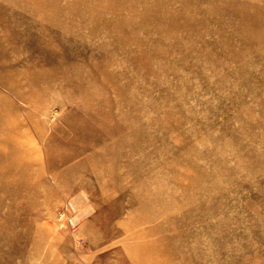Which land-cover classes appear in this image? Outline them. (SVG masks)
I'll return each mask as SVG.
<instances>
[{"label": "rangeland", "instance_id": "obj_1", "mask_svg": "<svg viewBox=\"0 0 264 264\" xmlns=\"http://www.w3.org/2000/svg\"><path fill=\"white\" fill-rule=\"evenodd\" d=\"M0 264H264V0H0Z\"/></svg>", "mask_w": 264, "mask_h": 264}]
</instances>
